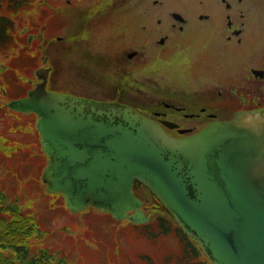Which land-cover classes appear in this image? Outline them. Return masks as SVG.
Returning <instances> with one entry per match:
<instances>
[{
  "label": "flooded vegetation",
  "instance_id": "1",
  "mask_svg": "<svg viewBox=\"0 0 264 264\" xmlns=\"http://www.w3.org/2000/svg\"><path fill=\"white\" fill-rule=\"evenodd\" d=\"M12 15L31 77L13 100L45 81L47 92L131 107L176 139L264 119V0H0L6 42Z\"/></svg>",
  "mask_w": 264,
  "mask_h": 264
},
{
  "label": "water",
  "instance_id": "2",
  "mask_svg": "<svg viewBox=\"0 0 264 264\" xmlns=\"http://www.w3.org/2000/svg\"><path fill=\"white\" fill-rule=\"evenodd\" d=\"M7 108L37 117L41 180L71 213L92 207L147 224L138 181L212 264H264V119L239 115L170 138L131 107L47 92L45 81Z\"/></svg>",
  "mask_w": 264,
  "mask_h": 264
},
{
  "label": "rangeland",
  "instance_id": "3",
  "mask_svg": "<svg viewBox=\"0 0 264 264\" xmlns=\"http://www.w3.org/2000/svg\"><path fill=\"white\" fill-rule=\"evenodd\" d=\"M12 19L14 41L0 54V201L30 215L42 231L38 240H32L33 247L47 249L66 264H146L143 257L164 264V259L179 253L173 233L152 242L128 221H116L91 207L73 214L62 196L46 192L41 174L47 158L35 128L36 116L7 109L10 100L25 95L31 79L24 69L21 19L15 15ZM145 214L154 220L158 213L147 209Z\"/></svg>",
  "mask_w": 264,
  "mask_h": 264
},
{
  "label": "trees",
  "instance_id": "4",
  "mask_svg": "<svg viewBox=\"0 0 264 264\" xmlns=\"http://www.w3.org/2000/svg\"><path fill=\"white\" fill-rule=\"evenodd\" d=\"M1 43L0 47H4L5 43L9 45L11 42L0 39ZM7 94L6 91L3 92V96ZM142 187L147 189L140 182L134 181L133 194L142 201L143 212L146 213L148 209L158 214L154 220L149 217L147 224L135 227L152 242L173 233L179 244V253L164 259V264H212L200 245L181 229L161 201L150 191L151 197L147 199ZM145 198L146 201H143ZM146 202L150 204V209L144 205ZM150 227L153 228L152 231H149ZM41 233L30 215L21 212L14 204L4 205L0 201V264H66L63 260H56L47 249L33 247V242L39 239L38 235ZM143 259L146 264H155L149 257Z\"/></svg>",
  "mask_w": 264,
  "mask_h": 264
}]
</instances>
